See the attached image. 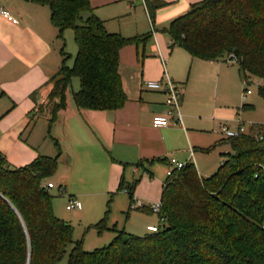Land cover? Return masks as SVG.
<instances>
[{
	"label": "trees",
	"instance_id": "trees-1",
	"mask_svg": "<svg viewBox=\"0 0 264 264\" xmlns=\"http://www.w3.org/2000/svg\"><path fill=\"white\" fill-rule=\"evenodd\" d=\"M30 1L48 7L62 43V65L51 79L45 106L48 137L59 111L66 108L73 77L79 80L73 93L78 110L121 109L127 96L119 52L127 45L145 44L151 35L125 38L107 32L89 0ZM164 5L146 0L151 20ZM66 30L73 32L77 47L71 67L65 64ZM164 33L169 49L224 63L233 54L242 78L264 79V0H202L173 19ZM259 95L264 99V88ZM241 109L252 106L244 103ZM28 118L30 124L33 118ZM220 143H227L232 153L221 155L223 161L211 176L201 178L187 163L166 177L160 198L166 222L156 232L139 237L116 231L107 246L91 252L73 240L72 226L55 216L53 197L43 187L56 172L58 157L38 155L25 166L12 167L0 156V264H264V125ZM55 146L60 155L57 142ZM137 183L121 177L117 191H125L132 202ZM136 210L151 213L146 207ZM105 219L91 228L104 229Z\"/></svg>",
	"mask_w": 264,
	"mask_h": 264
},
{
	"label": "crops",
	"instance_id": "crops-1",
	"mask_svg": "<svg viewBox=\"0 0 264 264\" xmlns=\"http://www.w3.org/2000/svg\"><path fill=\"white\" fill-rule=\"evenodd\" d=\"M200 1L202 0H147V3L152 5L165 4L156 10L151 20L146 0L144 5L140 0H89L93 13L104 22L109 33H118L125 38L139 36V29L125 34L120 28L125 24L135 26V23L143 22L146 18L150 29L147 35H151L149 40L152 38L154 53L150 56L142 54L139 57L134 46L120 50V60L123 59L124 52H127L125 59L130 61V65L141 67L140 77H132L131 83L122 79L127 101L121 109L78 110L73 101H68L66 108L59 111L49 138L54 145L57 142L60 147L59 162H63L66 172H71V176L74 172V177L83 187L74 191L78 196L70 195L68 198H76L79 201V197L105 198L110 193L114 195V191L125 195L124 191H117L122 177L126 183L138 180L133 193L134 199L145 203L159 202L166 178L152 177V171L155 170V164L170 168V157L179 162L183 159L188 160L186 163L194 162L192 164L201 178L210 176L207 174L212 171L200 173L196 158V155L209 148L207 146L212 141L205 139L206 131L196 125L200 120L190 116L185 110V115L182 116L183 127L171 122L166 127L154 128L153 117L163 114L166 110L165 96L161 92L143 87L144 81L160 80L164 68L180 89L181 85L186 84L187 79L183 83L182 77L174 72L169 73L166 69L167 57L180 48L169 49L170 39L164 29L168 28L173 19L187 13L191 5ZM0 3L19 21L18 24H12L0 16V91L3 96H7L12 106L11 113L4 115L0 121L7 119L6 126L12 134H17L23 129L19 140L13 142L14 148L20 150L25 147L21 140L23 134L27 133L23 142L27 145L28 140H31V132L39 121L46 124L45 128L48 127L49 117L45 106L51 89V79L60 68L62 43L60 48L55 44L57 30L50 23L49 10L48 15H45L41 8L44 5L32 3L30 0H0ZM121 21L124 23L120 24ZM116 22L118 24L114 26ZM204 62L215 65L222 63ZM184 103V94H181L180 110ZM29 115L33 118L30 124ZM221 140L222 136L216 138L215 144ZM3 150L0 147V156H3L10 166L19 165L13 164V160L8 154L4 155L6 153ZM38 155L41 154L36 151L33 160ZM62 181L65 179H61ZM47 182L51 181L46 180L45 183ZM88 206L90 208V201ZM81 211L83 206L81 210L74 212ZM100 213L99 206L96 215Z\"/></svg>",
	"mask_w": 264,
	"mask_h": 264
},
{
	"label": "rangeland",
	"instance_id": "rangeland-1",
	"mask_svg": "<svg viewBox=\"0 0 264 264\" xmlns=\"http://www.w3.org/2000/svg\"><path fill=\"white\" fill-rule=\"evenodd\" d=\"M43 10L45 15H48V7L44 5ZM42 10V9H41ZM124 21L120 24H123ZM118 24L114 23V26ZM117 29V28H116ZM122 31L125 34H131L133 31L138 30L139 36L147 35L150 31L149 25L145 18V21L135 23V26L125 24L122 26ZM130 38V37H129ZM166 38H168L166 36ZM64 39V52L69 55L66 61V66L71 67L73 59L77 52V47L74 42L73 32L66 30L63 34ZM151 40L145 42L144 46H134L138 50V55L142 54L150 56L154 51V44ZM61 41L56 37L55 44L58 48ZM125 46V47H127ZM134 47H132L134 49ZM124 48V47H123ZM122 48V49H123ZM135 51V50H134ZM136 52V51H135ZM123 59H119V74L121 80L125 79L131 83V78L141 73V67L130 65V61L125 59L127 52H124ZM125 59V60H124ZM166 69L169 73L174 72L177 76L183 78L181 85V94H184L185 103L181 107L182 116L187 113L200 120L197 126L206 131L205 139H212L211 144L207 147H211L209 152H202L196 155L197 162L200 167V173H210L212 175L217 171L220 163L223 159L222 154L232 153L227 143L218 145L215 144V139L220 138V127L226 126L231 131H236L240 124H244L247 130L258 131L264 125V99L259 95V88H264V79L251 77L252 84L249 89L252 94L248 95L245 99H242L244 89L247 87L243 83V78L239 74V68L236 65H228L224 62L221 65H215L200 61V59L189 56L182 49H175L172 54L166 59ZM62 65V60L60 67ZM257 82L261 85L257 87ZM79 89V80L73 77L70 81V86L66 92V103L73 101V93ZM243 103L250 104L254 108L249 110H242ZM187 106V109H185ZM12 111V106L7 96H3L0 91V120L4 115H8ZM7 120V119H6ZM0 121V147L3 148L10 159L13 160V164H19L15 167H22L29 164L36 155V151L42 156L58 157V165L56 172L47 181H51L54 188L48 190L49 194L53 197L52 209L55 216L69 223L73 228V240L81 241L82 248L86 252H91L95 249H100L107 246L116 235V231H124L127 234L143 237L147 234L146 227L149 225H156L158 218L153 214H145L138 210H129L131 201L127 194L112 193L104 197L93 198H81L79 197L83 206V211L74 212L67 211L65 206L67 204V198L70 195L78 196L74 194V191H78L79 188H83L76 177L71 176V172L67 173L63 162H59L61 158L58 149L55 147L54 142L47 137L46 124L43 121H39L31 132V140H28L27 145L25 139L27 133L21 137L23 149L17 150L13 146L15 140H19L20 130L17 134H12L6 123L8 121ZM43 120V119H41ZM187 125V124H186ZM188 127V126H186ZM55 133H57L55 131ZM209 134V135H208ZM53 132V136H54ZM57 135V134H56ZM215 138V139H214ZM170 157L169 159H171ZM186 159L182 162L186 163ZM194 163V162H187ZM155 167V170H153ZM152 167V177H162L165 179V173L167 169L162 164H155ZM171 168V167H170ZM151 171V170H150ZM203 171V172H202ZM76 173V169H75ZM141 173V172H140ZM139 176V175H137ZM65 181L61 182V179ZM46 182V181H45ZM90 201V208H89ZM157 203V202H153ZM101 209V213L96 215V210ZM104 217L105 227L104 229L97 230L91 228L92 225L97 224ZM71 249V246L67 248L66 256L63 259V263L67 261V255Z\"/></svg>",
	"mask_w": 264,
	"mask_h": 264
},
{
	"label": "built area",
	"instance_id": "built-area-1",
	"mask_svg": "<svg viewBox=\"0 0 264 264\" xmlns=\"http://www.w3.org/2000/svg\"><path fill=\"white\" fill-rule=\"evenodd\" d=\"M144 5L145 0H140ZM0 16L7 20L12 24H18L19 21L15 18L8 10H6L3 5L0 3ZM226 64L228 65H237L238 59L231 54L226 59ZM164 65V64H163ZM243 83L247 87L244 89V94L242 95V99H245L248 95L252 94V91L249 89V86L252 84V80L250 76L243 78ZM260 83L257 82V87H260ZM143 87L147 90L161 92L165 96V107L166 110L161 115H156L152 119V126L154 128H163L168 126L171 122L176 124L177 126L183 127V118L180 110V99H181V89L179 86L171 80L169 75L167 74L165 68L163 70L162 78L157 81L147 80L143 82ZM244 104V103H243ZM249 131L244 127V124H240L236 131H231L226 126L220 127V134L224 140L236 138L242 134H248ZM262 139V137H260ZM190 155L192 156V150H190ZM168 164L171 168H169L166 172V177L171 178L175 171L182 170L187 163L179 162L175 158H171L168 161ZM43 187L47 190L54 188V185L51 182L44 183ZM125 192V191H124ZM149 208L151 213L156 215L158 218V222L156 225H149L146 227L147 232H156L160 226H162L166 222V218L161 213V203L160 201L157 203H145L142 200L134 199L132 197V202L130 204L131 210H136L140 208ZM82 204L76 198H68L66 204L67 211H75L81 210Z\"/></svg>",
	"mask_w": 264,
	"mask_h": 264
}]
</instances>
